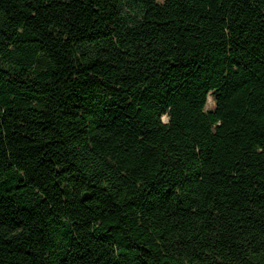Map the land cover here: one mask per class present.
<instances>
[{"label":"trees","instance_id":"1","mask_svg":"<svg viewBox=\"0 0 264 264\" xmlns=\"http://www.w3.org/2000/svg\"><path fill=\"white\" fill-rule=\"evenodd\" d=\"M0 264H264V0H0Z\"/></svg>","mask_w":264,"mask_h":264},{"label":"rangeland","instance_id":"2","mask_svg":"<svg viewBox=\"0 0 264 264\" xmlns=\"http://www.w3.org/2000/svg\"><path fill=\"white\" fill-rule=\"evenodd\" d=\"M156 1L161 2L163 0H156ZM213 106H214V101H213L212 95L210 94L208 96V101H207V104H206V108L207 109H211V108H213Z\"/></svg>","mask_w":264,"mask_h":264}]
</instances>
